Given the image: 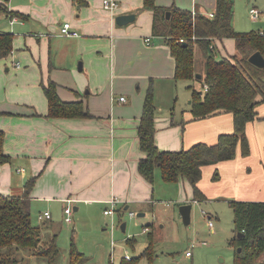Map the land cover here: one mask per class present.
<instances>
[{"label":"crops","instance_id":"obj_1","mask_svg":"<svg viewBox=\"0 0 264 264\" xmlns=\"http://www.w3.org/2000/svg\"><path fill=\"white\" fill-rule=\"evenodd\" d=\"M115 1V9L105 10L102 0H0L7 10L0 12V31L13 36L12 52L0 60L10 57L16 68L22 59L26 66L24 71L16 68L19 75L12 91L16 102L0 109L3 150L11 159L0 165V193L20 195L26 181L35 177L30 207L32 202L42 205L53 217L70 205L71 224L78 214L81 218L90 212L104 214L113 197L119 200L114 209L118 215L131 206L142 211V205L154 201L152 184L138 172L145 153L139 148L137 127L150 87L154 140L160 150L213 144L220 134L233 130L230 113L195 120L188 110L164 104L162 94L170 93L169 87L178 81L166 39L153 32L154 13L144 8V0ZM154 2L202 15L214 13L216 7V0ZM260 2L259 8H252L264 9ZM260 12L258 20L264 22V11ZM129 14L134 15L132 22L117 25L116 17ZM64 22L79 37H61ZM213 46L221 57L235 53L231 38L214 39ZM49 80L57 84L61 100L82 101L89 116L48 117L42 84ZM256 111L257 118L246 124L249 155L242 156L238 148L234 159L203 167L199 188L206 199L264 201V102ZM215 170L219 177L213 181ZM176 184H187L190 192L182 204L195 203L190 185L181 180ZM48 221L52 218L42 220L44 227ZM47 234L41 231V239H50Z\"/></svg>","mask_w":264,"mask_h":264},{"label":"trees","instance_id":"obj_2","mask_svg":"<svg viewBox=\"0 0 264 264\" xmlns=\"http://www.w3.org/2000/svg\"><path fill=\"white\" fill-rule=\"evenodd\" d=\"M82 3H85L83 1ZM234 0H216L214 17L208 18L198 12L176 7L162 8L154 0H144V8L153 11V32L164 37L175 60L176 81L194 78L193 45L198 43L205 53V72L200 91L193 92L189 112L192 119H202L219 113L232 114L233 130L217 137L213 144L197 142L189 148L178 151L160 150L154 140L155 105L151 87L148 89L142 114L137 127L139 148L145 156L139 160L138 172L148 183L153 184L154 173L159 169L165 183L186 181L195 202L206 200L199 188L203 167L228 161L236 157L238 148L242 156L250 153L246 124L257 118L256 107L264 102V67L258 68L248 61V57L259 51L264 58V38L258 30L238 32L232 25ZM0 3V12H6ZM170 12L166 19V12ZM11 15V13H8ZM231 38L234 41V55L213 56V40ZM183 39V42H179ZM13 50V36L0 31V59ZM204 86L207 90H204ZM47 99L50 118H84L89 113L82 101L66 102L57 94V84L49 80L42 84ZM2 112H0L1 114ZM5 134L0 130V165L9 163L10 157L4 153ZM264 152V145H263ZM215 170L212 180H218ZM36 178H29L20 195L0 193V264H18L12 254L18 248L35 251L36 255L55 261L58 256L56 238L47 242L41 239V228L34 225L30 211V192ZM233 212L235 233H242L234 239L236 249L234 264L257 263L264 252V201L229 200ZM134 240L130 238L127 240ZM69 264H82L84 257L73 244L70 246ZM153 240L148 238L146 248L130 260L122 257L117 264H138L141 257L152 260ZM264 260V259H263ZM114 264V263H109Z\"/></svg>","mask_w":264,"mask_h":264},{"label":"rangeland","instance_id":"obj_3","mask_svg":"<svg viewBox=\"0 0 264 264\" xmlns=\"http://www.w3.org/2000/svg\"><path fill=\"white\" fill-rule=\"evenodd\" d=\"M260 3L264 6V0ZM254 6L258 7L257 0L235 1L233 27L236 31L264 32V22H257L250 16L249 10ZM212 47L213 56L220 57L215 46ZM193 53L194 78L179 80L175 87H169L171 94H162L164 104H175V110L178 111H189L193 92L200 91L203 84V80L195 76L204 75L206 56L198 43L193 45ZM223 54L227 58L231 56ZM19 63L21 71H24L25 62L20 59ZM6 68L10 70L6 71ZM18 75L19 71L13 67L10 57L0 60L1 110L10 108L9 104L16 102L12 91L16 89ZM176 183L165 185L159 169H156L152 184L154 201L142 205V211L131 206L127 211H123L122 215H118V212L113 215L90 212L88 216L81 218L78 214L76 217L80 218H73V224H67L63 220L62 212L52 217V212L47 210L52 221H48L47 227H44L42 220L38 218V213L44 209L42 205L32 202V223L38 225L44 234L46 232L56 238L59 254L55 261L50 262L48 257L36 255L35 251L18 248L11 255L12 259L17 260L18 264H69V251L73 244L75 250L84 257L82 264H117L125 253L130 257L138 256L146 248L148 238L152 236V260L149 261L143 256L138 264H234L235 252L238 249L233 241L237 238V233L234 232L233 212L228 204L229 200L222 196L216 199L207 198L202 202L194 201L195 203H191L190 223L184 225L178 208L182 201L189 200L190 192L187 184L181 186ZM50 209H53V206ZM130 210L134 211L135 216L129 215ZM138 212H143L144 215L137 216ZM209 219L212 226L208 225ZM122 223H125L124 231L120 228ZM146 225L148 230L144 229ZM130 238L134 239L130 241L131 244L127 242ZM47 240L49 239L44 238L42 241ZM187 252L190 253L189 256L186 255ZM263 259L264 252L257 263L263 262Z\"/></svg>","mask_w":264,"mask_h":264},{"label":"built area","instance_id":"obj_4","mask_svg":"<svg viewBox=\"0 0 264 264\" xmlns=\"http://www.w3.org/2000/svg\"><path fill=\"white\" fill-rule=\"evenodd\" d=\"M102 7L105 9V10H113L117 7V2L115 0H102ZM249 13H250V16L253 20H258L261 16V12L255 8H251L249 10ZM206 16L208 18H213L214 17V13H207ZM259 34L260 36H262L264 38V32H260L259 31ZM59 35L62 36V37H79V32L76 31V30H73L71 28V24L69 22H64L62 24V27L60 28V31H59ZM179 42H183V39H179ZM15 67L16 68H19L20 67V63L19 62H16L15 63ZM204 90H207V87L204 86ZM124 97H120L119 98V101H124ZM69 201V200H68ZM119 202V200L115 197L111 198L110 201H109V204H110V208L109 209H106L104 210V214L106 215H113L114 214V209H115V206L116 204ZM63 213H64V221L67 223V224H71L72 222V208L70 205H67L63 208ZM130 216H135V213L134 212H130L129 213ZM51 217L50 213L48 211H44L42 214H39L38 215V218L40 220H47ZM210 218V217H209ZM208 225L209 226H212V222L211 220L209 219L208 220ZM144 229L145 230H148V227L147 225L144 226ZM187 256L190 255L189 252L186 253ZM125 259L127 260H130V256L128 254H124L123 256Z\"/></svg>","mask_w":264,"mask_h":264},{"label":"water","instance_id":"obj_5","mask_svg":"<svg viewBox=\"0 0 264 264\" xmlns=\"http://www.w3.org/2000/svg\"><path fill=\"white\" fill-rule=\"evenodd\" d=\"M249 1V0H247ZM166 19H169L170 17V12L167 11L166 15H165ZM134 20V15L129 14V15H120L118 17H116V23L117 25H126L130 22H132ZM248 61L258 67V68H263L264 67V58L261 55V53L259 51H256L254 53H252L249 57H248ZM200 74H196V78H200ZM179 214L181 216L182 222L184 225H188L190 223V212H191V203H186V204H182L179 206ZM137 216H143L142 213H138ZM120 228L122 231L125 230V223H122L120 225ZM242 233H238L237 236L241 237ZM238 251H240V248H238Z\"/></svg>","mask_w":264,"mask_h":264}]
</instances>
